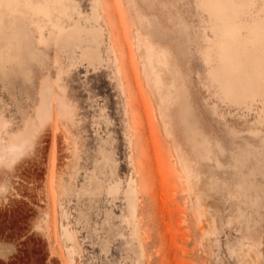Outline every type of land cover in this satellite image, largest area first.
I'll return each instance as SVG.
<instances>
[{"label":"rangeland","instance_id":"1","mask_svg":"<svg viewBox=\"0 0 264 264\" xmlns=\"http://www.w3.org/2000/svg\"><path fill=\"white\" fill-rule=\"evenodd\" d=\"M58 2L60 38L39 42L17 14L18 58L0 61V148L34 132L0 161V264H244L249 251L264 264L263 103L232 97L205 55L210 24L257 22L264 0H221L218 19L202 0ZM139 32L162 55L161 88Z\"/></svg>","mask_w":264,"mask_h":264},{"label":"bare ground","instance_id":"2","mask_svg":"<svg viewBox=\"0 0 264 264\" xmlns=\"http://www.w3.org/2000/svg\"><path fill=\"white\" fill-rule=\"evenodd\" d=\"M202 2L210 14H214L217 19L224 14L228 15L225 12L231 9L224 6L221 0H202ZM242 5H246V3L244 2ZM55 10H63L58 0H0V61H11L18 58L13 51L15 49L13 45L15 40L12 39V36L16 34V30L12 29V25L10 24V21H12L17 14L23 13L24 16L35 23L39 42L47 43L49 41H57L66 29L55 17ZM261 10L264 12V9ZM231 11L239 15L238 13L241 11V5L238 4L237 7L233 8ZM209 28L213 32V36L207 37L205 31V39L208 44L205 55L208 62H211L213 59L219 62L216 72H218V75L221 72L223 79H221V75H219L220 78L218 79L214 74L216 80L221 81L227 92L229 91L234 98L245 99L246 96H249V90H254L260 96L264 113V17L257 22L248 23L246 26L225 22L221 26L212 23L209 25ZM245 28L247 29V35L245 34ZM249 36L254 39V41L260 40L256 45L260 48L261 54L256 59L251 58L253 56L249 54ZM138 42L139 46L145 45L146 64L151 68L153 74L152 79L156 86L161 88L164 80L157 71L155 62H162V55L147 43L142 32L138 34ZM18 47H20V45ZM163 53L165 54V49ZM165 63H167V61ZM251 73L256 76L252 80L247 76ZM173 84L176 86L174 81ZM51 89L50 85H46L42 89L41 103L39 105L40 115H43L47 110L51 109ZM160 93L162 102L167 103L170 94L163 91ZM61 107L65 111H68V105L64 101H61ZM0 126L4 129L8 126V122L4 120L3 116H0ZM33 136L34 132L29 128L27 133L15 139L8 140V142L0 148V161L4 160L7 155L12 156L14 153L21 154ZM184 168L186 169V165ZM189 178L190 176H188L187 179V190H190L189 192L191 193L192 185H190ZM128 198L131 212L135 214L139 203L137 190L135 191V189H133L131 193H129ZM65 229L66 232L69 233L68 228L65 227ZM135 229L137 230L136 227ZM202 229L205 228L202 227ZM69 252L72 255L74 251L71 249ZM72 262H74L73 258ZM72 262L70 261V263ZM258 263L259 257L255 256L252 251H249L245 256L244 264Z\"/></svg>","mask_w":264,"mask_h":264},{"label":"snow or ice","instance_id":"3","mask_svg":"<svg viewBox=\"0 0 264 264\" xmlns=\"http://www.w3.org/2000/svg\"><path fill=\"white\" fill-rule=\"evenodd\" d=\"M250 7H255V5H249ZM261 9H264V3H261L260 5Z\"/></svg>","mask_w":264,"mask_h":264}]
</instances>
